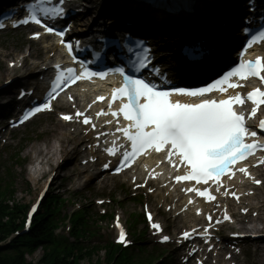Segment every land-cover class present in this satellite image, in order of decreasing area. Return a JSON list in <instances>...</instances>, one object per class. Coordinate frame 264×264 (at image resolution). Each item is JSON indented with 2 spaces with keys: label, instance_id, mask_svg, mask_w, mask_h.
<instances>
[{
  "label": "snow or ice",
  "instance_id": "1",
  "mask_svg": "<svg viewBox=\"0 0 264 264\" xmlns=\"http://www.w3.org/2000/svg\"><path fill=\"white\" fill-rule=\"evenodd\" d=\"M45 4L51 6L45 7ZM37 9L45 17L51 16L53 19L64 15L63 9L57 7L53 0H40L38 5L28 8L29 17L21 20L20 23H35L45 27L49 33L63 37L65 31H55L54 28L39 19ZM0 27H3V25L0 24ZM261 40H264V30L253 36L247 47H251L253 43ZM61 42L71 54L74 46L63 40ZM144 51L147 52V50ZM73 60L75 61V57H73ZM147 62L148 56L145 54L143 58L138 59L133 64V70L139 71L146 68ZM57 67L59 69V66ZM112 71L123 77L122 86L113 92V100L117 98L121 100L122 106L119 111L123 113L124 119L129 122L123 129H118L130 142V150L123 152L122 161L118 159V168L130 165L137 156L149 149H154L156 152L167 149L169 163L173 167L179 170L177 164L171 160V157L175 156L178 158L179 164L190 168L189 174L175 177L177 182L195 180L199 184L213 180L218 183L219 178L228 173L238 161L245 159L254 150L264 147L245 142L246 137H256L257 132L250 131L245 125V117L234 111V104H244V100L239 95L219 101L205 98L206 94L213 91L223 93L227 88L237 87L236 84L230 82L234 76L242 80L247 79L249 76L260 77L264 80V76H261V73H264V63L260 58L254 63H240L233 71L226 73L222 79L207 87L197 89L177 88L173 91H163L144 79L134 78L127 74L123 67L115 68ZM107 75L108 72H91L86 68L79 73L71 67L59 69L55 77V83L52 85L53 94L50 99H55V94L64 85L70 86L81 79L94 76L104 79ZM224 85H227V88ZM173 93L179 96L200 97L202 100L200 103L195 104L180 103L171 99ZM98 99L103 100L104 98L99 97ZM248 100L256 106L251 110V116L249 117L251 118L256 115L258 107L264 104V91L254 90L249 93ZM49 103L50 101H45L42 106L37 105L33 109V114L45 109L50 110ZM82 115V113H76L77 117ZM112 115L115 117L118 113L113 112ZM62 118L65 120L72 119L70 116H63ZM83 123L89 124L90 120L85 118ZM259 128L264 130V120L260 121ZM107 151L109 155H115L114 149H108ZM108 166V164L104 165L105 168ZM240 171L246 173L245 169H240ZM256 183L259 184L260 182L256 181ZM193 190L188 189V191ZM197 194L200 196L208 195L207 192H198ZM208 199H213V197L208 196ZM148 219L151 222L150 214ZM225 219L230 218L225 216ZM209 220H211V217H209ZM151 226L160 230L158 224L153 223ZM189 235V233H184V239H188ZM167 240L168 237H164V241ZM120 242H125L123 231L120 233Z\"/></svg>",
  "mask_w": 264,
  "mask_h": 264
},
{
  "label": "rangeland",
  "instance_id": "2",
  "mask_svg": "<svg viewBox=\"0 0 264 264\" xmlns=\"http://www.w3.org/2000/svg\"><path fill=\"white\" fill-rule=\"evenodd\" d=\"M117 1L120 2L121 0H117ZM213 1H214V4H216L218 2V0H213ZM224 4H226V3H224ZM102 9H104V6L99 5L93 10V13L97 10L101 11ZM241 9L243 10V8H241ZM111 10H113V12H117V11H115L116 8H112ZM84 15H85V13L83 14V16ZM134 17H136V14H134ZM201 17H200L199 22H198L199 24H201V22H202ZM128 20L132 21V19H128ZM22 34L23 33H19V35L15 34L14 36H9L7 38H2V36H0V43L3 44L5 46V48L9 51L23 52V50L26 48V45L22 41L23 40ZM166 34L168 35V34H170V32H166ZM172 36H174V35L172 34ZM174 40H172L170 42V44L174 43ZM0 68H1L0 69V81H1L2 76L4 74V71H3L2 66H1V62H0ZM36 127H38V124L35 125L34 127H31L29 130L26 129L25 131H21L20 133L17 134L18 139L24 140L23 143L21 144V146H23V148H24V150L22 152V156L26 157L28 160V165H31V167H29V169L32 168V163L35 162L36 159H38L39 162L41 161V155L36 156V155L32 154V149L34 147H42L43 148L46 146L50 147L51 145H54L57 147V142L55 140V134L54 133L49 132V133L44 134V135L35 139V136L37 135V133L40 132V130L38 132H35ZM58 148L59 147H57V149ZM57 154L58 153H56L51 158L53 160V163L55 161V157H57ZM7 158H8V155L3 154V155H1L0 160L4 162V161H6ZM46 169H47V167H46ZM67 173H68V169H65L63 173H60V175H58V173L56 174V176H60L61 178H57L54 180V183L52 184V187H51L49 193L50 192H56V193H58L60 198H63L66 200L76 199L77 201L82 202L84 205H88L90 203L89 193H83V194L81 193L80 194L81 199H80V198L73 197L71 194H68V192L66 191L68 179H65L64 176H66ZM46 175L47 174H44L42 176V178L40 179L39 183H37L36 185H34L32 182H29L30 179H27L28 184L30 183L28 185V184H26V180H25V182L22 184V188H20L21 190H18V193L15 194L13 200L15 202H18V204L19 203L26 204L27 202L31 203L35 197V194L38 192L39 188L41 187ZM65 206H69V204L65 205ZM66 210L71 211L70 208H66ZM134 210L136 211V206H133L131 203H125V207L122 209L123 219H126L128 213H131ZM261 228H263V226ZM41 256H42V250H38V251H36V253L32 257H30V256L27 257V260L32 261V262H36L40 259ZM99 257L101 258V256H99Z\"/></svg>",
  "mask_w": 264,
  "mask_h": 264
},
{
  "label": "trees",
  "instance_id": "3",
  "mask_svg": "<svg viewBox=\"0 0 264 264\" xmlns=\"http://www.w3.org/2000/svg\"><path fill=\"white\" fill-rule=\"evenodd\" d=\"M7 207L0 206V241L6 239L8 234L18 226L16 217L13 215H5ZM47 211L40 214L33 223V229L28 237H22L11 241V243L3 249H0V264H31L27 263L24 255L26 253H33L39 246H43L44 241L48 239L49 232L47 229ZM44 248V247H43ZM40 260L37 264H78V262L85 259L91 262L92 256L85 253L73 252L69 249H63L61 251L55 248H44ZM113 252L107 253L106 261L113 260ZM91 264V263H90ZM95 264H100L96 261ZM114 264H119V260ZM120 264H125L121 262Z\"/></svg>",
  "mask_w": 264,
  "mask_h": 264
},
{
  "label": "bare ground",
  "instance_id": "4",
  "mask_svg": "<svg viewBox=\"0 0 264 264\" xmlns=\"http://www.w3.org/2000/svg\"><path fill=\"white\" fill-rule=\"evenodd\" d=\"M232 6H234L235 9L233 8V11L231 14H227L228 13V10H227L228 7L227 6L226 7L220 6L221 8H218L212 14L211 21L205 23L206 27L211 28V32H208L207 30H203L202 26L201 27H194L193 25H190L191 30L179 26L176 28L177 36L179 38H182V39H185L187 37L194 38V39H203L204 37H208L209 35L216 36L222 32H225V34H227L228 32L233 31L234 27L232 24L228 23V17H230L232 15H237L240 12L241 6L236 1L233 3ZM228 9H231V8H228ZM126 13H127V10H126ZM123 17H124V15H123ZM198 18H200V17H198ZM76 20L81 25L83 23H86L89 19L88 20L82 19V18H80V16H78ZM222 24H224V26H222ZM134 29L137 30V27H134ZM153 38H154L155 42H159V43H161L165 40L162 37V35H154ZM234 38L235 37L233 35L230 36V40H232ZM173 60H176V54L172 55L171 53H166V55H165L166 64L167 65L171 64L173 62ZM204 75L205 74H197V76H199V77H203ZM64 146H66L65 143H64ZM55 151H57V149H55V147L52 145L48 148L47 152L42 147H34L32 149V154H34L36 156L37 155L39 156L42 154V156H43L40 162H38V159L35 160V162L37 163V168L34 166L35 170L33 171V173H31L29 175V179L34 185L39 183L42 175L44 173H46V171H45L46 168H44V167H48L47 168L48 171L52 170L54 164H53V160L51 158H52V156L55 155V153H54ZM44 152H46V153L43 155ZM73 153H74V148L70 149V150L67 149V151H66V155L67 154H73ZM38 166L40 167L39 170H38ZM254 226H256V223H254ZM263 228H264V223H263ZM259 250L261 253H263V256H264V247L259 248Z\"/></svg>",
  "mask_w": 264,
  "mask_h": 264
}]
</instances>
